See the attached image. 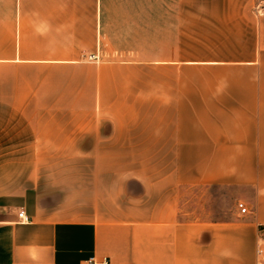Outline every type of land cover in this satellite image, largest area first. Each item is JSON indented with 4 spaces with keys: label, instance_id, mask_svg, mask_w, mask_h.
I'll list each match as a JSON object with an SVG mask.
<instances>
[{
    "label": "crops",
    "instance_id": "crops-1",
    "mask_svg": "<svg viewBox=\"0 0 264 264\" xmlns=\"http://www.w3.org/2000/svg\"><path fill=\"white\" fill-rule=\"evenodd\" d=\"M254 4L0 0V264H261ZM210 185L245 211L181 218L179 189Z\"/></svg>",
    "mask_w": 264,
    "mask_h": 264
},
{
    "label": "rangeland",
    "instance_id": "rangeland-1",
    "mask_svg": "<svg viewBox=\"0 0 264 264\" xmlns=\"http://www.w3.org/2000/svg\"><path fill=\"white\" fill-rule=\"evenodd\" d=\"M254 2V11L261 19L264 27V0H254ZM63 153L67 159L73 157V152ZM19 158H25V152H19ZM51 169L56 170V168ZM72 172V166L65 168V173L62 172L65 177L62 179L65 181L72 179ZM51 185L55 186L54 184ZM240 194L241 190L234 186L210 185L181 188L179 189V215L181 218L192 220L228 219L235 209ZM262 249L260 260L261 264H264V245Z\"/></svg>",
    "mask_w": 264,
    "mask_h": 264
},
{
    "label": "built area",
    "instance_id": "built-area-1",
    "mask_svg": "<svg viewBox=\"0 0 264 264\" xmlns=\"http://www.w3.org/2000/svg\"><path fill=\"white\" fill-rule=\"evenodd\" d=\"M88 57L92 58L94 56H88ZM236 207L238 208L239 212L245 211V207L243 206V204L241 202H237ZM16 215H17L18 222H21V223L29 222L28 216L24 213V211L22 209H19ZM103 262H105V259L103 260ZM86 264H95V263H94L92 258H89L86 261Z\"/></svg>",
    "mask_w": 264,
    "mask_h": 264
}]
</instances>
